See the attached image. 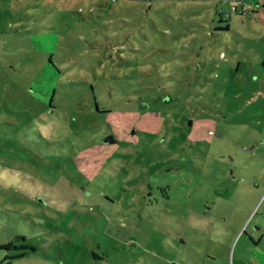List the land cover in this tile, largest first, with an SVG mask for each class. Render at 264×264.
<instances>
[{
  "label": "rangeland",
  "instance_id": "1",
  "mask_svg": "<svg viewBox=\"0 0 264 264\" xmlns=\"http://www.w3.org/2000/svg\"><path fill=\"white\" fill-rule=\"evenodd\" d=\"M238 1L0 0V264L264 251V0Z\"/></svg>",
  "mask_w": 264,
  "mask_h": 264
},
{
  "label": "crops",
  "instance_id": "2",
  "mask_svg": "<svg viewBox=\"0 0 264 264\" xmlns=\"http://www.w3.org/2000/svg\"><path fill=\"white\" fill-rule=\"evenodd\" d=\"M262 161L264 162V158L262 159ZM254 183L256 185H258L259 183L257 182V178L254 179ZM250 185H245V188L244 189H251L249 187ZM241 189V188H239ZM264 194V188L263 190L260 192L259 194V197ZM258 197V198H259ZM264 202V198L261 202V204ZM251 210V209H250ZM250 210L248 211L247 215L245 216V219L242 221V223L237 227L236 229V233H238L239 231L241 232L242 231V226L244 224V221L247 219L248 215L250 214ZM263 214V218H260V219H257L255 221H249L245 227V230L249 232V240L246 239V243L249 245V247L251 245H260L262 243V241H264V208L261 212ZM253 224H255L256 227L253 226ZM249 225H251V228L248 229ZM253 258H254V261L250 264H264V251H257L255 250L254 248V252H251ZM248 255L245 254V253H238V254H233V259H232V264H236L235 263V260L238 259V261H240L239 264H245L243 263L246 259H248L247 257ZM213 260V261H212ZM202 262L205 264H218V257L215 255V254H208L205 255L203 258H202ZM208 262V263H207ZM172 264H174V262H172Z\"/></svg>",
  "mask_w": 264,
  "mask_h": 264
},
{
  "label": "built area",
  "instance_id": "3",
  "mask_svg": "<svg viewBox=\"0 0 264 264\" xmlns=\"http://www.w3.org/2000/svg\"><path fill=\"white\" fill-rule=\"evenodd\" d=\"M239 4H233L231 7V12L238 11V13H245V0H239Z\"/></svg>",
  "mask_w": 264,
  "mask_h": 264
},
{
  "label": "trees",
  "instance_id": "4",
  "mask_svg": "<svg viewBox=\"0 0 264 264\" xmlns=\"http://www.w3.org/2000/svg\"><path fill=\"white\" fill-rule=\"evenodd\" d=\"M230 12H231V9L230 10H227L225 13L229 14ZM235 12H238V11H235ZM221 21H223V19H221ZM229 27H230L229 23H226L225 25H219L217 28L228 30ZM263 64H264V61H263Z\"/></svg>",
  "mask_w": 264,
  "mask_h": 264
},
{
  "label": "water",
  "instance_id": "5",
  "mask_svg": "<svg viewBox=\"0 0 264 264\" xmlns=\"http://www.w3.org/2000/svg\"><path fill=\"white\" fill-rule=\"evenodd\" d=\"M132 132H134V130H133ZM107 138L109 139V137H107ZM107 138L105 139V141H106V142L108 141V139H107ZM110 138H112V137L110 136Z\"/></svg>",
  "mask_w": 264,
  "mask_h": 264
}]
</instances>
